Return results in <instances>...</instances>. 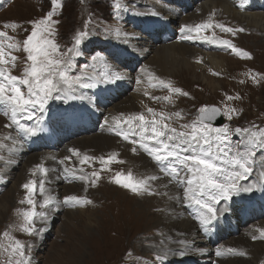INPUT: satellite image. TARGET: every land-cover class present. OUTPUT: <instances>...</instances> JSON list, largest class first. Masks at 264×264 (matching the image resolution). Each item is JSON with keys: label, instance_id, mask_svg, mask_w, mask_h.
Wrapping results in <instances>:
<instances>
[{"label": "rangeland", "instance_id": "rangeland-1", "mask_svg": "<svg viewBox=\"0 0 264 264\" xmlns=\"http://www.w3.org/2000/svg\"><path fill=\"white\" fill-rule=\"evenodd\" d=\"M57 2L60 7L55 8L52 17L53 20L58 21V24L54 25L55 35L53 38L60 45L62 51L67 52V49L73 47L74 37L77 33L85 30L89 32L87 39L78 46L81 54L75 56L73 67L69 71L70 76L80 77L81 81L83 78V83H88L93 82L94 78H100L96 71L100 70L99 72H103V69L99 67L102 65L104 56H108L109 60H112L111 64L115 63L114 61L119 55V49L115 51V46L139 52V50H136L139 47L138 45H128L126 41L120 44L117 39L119 34L123 31H131L135 24L138 25L140 31L145 30L141 24V21L145 19L144 15H147L148 11L154 7L167 6L169 1L57 0ZM117 3L121 5L119 9L115 7ZM131 6L135 7L131 8ZM53 7L51 0H0V31L10 32L11 37H14V40H6L5 43L20 44L18 50L5 49L6 52L12 51L13 55L18 57L15 66H8L13 75L23 76L26 53L22 50V42L31 32L32 25L29 21L44 17L49 11L53 10ZM128 9L134 12V16L132 14L127 15L125 11H128ZM193 10H195V7L188 9L187 16H184L185 18H183L185 12L182 13L177 8L173 11L176 14L175 21H177L174 39L177 40L178 44L184 42L179 33L183 29L182 23H188V25L194 27L196 24L211 19L214 25L213 28L202 31L201 35L207 36L209 38L207 39L208 41L215 43L222 39L232 40L237 47L250 53L251 58L236 55L226 46L218 43L220 47H214L213 50L225 56L229 62L223 72L210 68L211 66L208 68L204 66L205 70L198 68L189 72L178 70L176 72L175 70L173 74H165L156 65H152L150 69L145 67L144 71L148 75L147 79L149 82L148 90L145 91L150 93L151 96L161 97L160 100L153 101L146 96L145 107L132 105L124 108L122 106L121 103L123 101H128L133 96L132 89H135L134 80L131 81L127 90L122 86L116 90L117 86L112 87L109 84V82L113 83V79H115L113 77L114 74L112 75L115 72L114 69L107 77V83H94L97 84L100 98L105 101L110 93H115L113 94V101L109 102L107 107H105L107 121L111 123L107 125L110 130L103 132H95L106 121L100 113L92 119V132L89 131L86 134L74 132L78 128L79 123H87L86 104L89 102L95 104L96 100H98L93 91L94 86L85 88L80 85H72L70 89L65 87V90L59 93V96L61 95L60 98L50 99L51 101L47 102L43 112L40 113V110L38 111L40 108H36L35 113L39 112V116L35 115L30 122H35L37 118V122L40 123L39 127L42 130L38 131L35 136L25 135L14 124L8 127L11 123V116L6 114L5 106L2 105L3 109H0V144L3 145V147H0V201L4 198L6 207L0 219V264H14L15 258L10 260L9 252L11 251L10 244L15 239L20 240L25 245V255L29 257V264H218V262H224L227 259H243V262L246 261L245 263L248 264L252 262L253 264H264V254L260 253L253 257L248 252L250 251L249 247L229 245L226 241L227 238L222 237L219 239L220 232L227 229L225 227H228V234L232 233L229 237L237 238L233 236L242 234V231L249 225V223H241L239 221L238 228L234 229L235 233L229 230L231 216L236 210H240L237 209L238 207L231 209V214L226 219V223L218 224L214 235L205 238L201 232L198 237L203 241L202 248L200 246L197 248L199 251H192V249L195 250L193 247L180 243L178 239H175L177 235L175 230H167L148 221L150 216H158L164 205L167 204V202L164 203L167 199L165 198L166 196L169 194L174 196L172 189H165L163 184L157 179L149 182L151 190L157 194L141 196L114 183L113 178L117 172L127 174L131 171L137 179L153 176L147 171L146 165L143 166L140 160H138L139 162L137 161L140 155L147 158V162L151 163L150 165L155 172L156 170L160 172L159 168L154 165L155 162L146 153L138 149L137 153L133 154L131 151L132 145L115 134L116 126L112 118L119 117L121 113L127 115L146 112L147 107L166 113L180 112L182 118L173 116L170 121L174 127H179L180 124L194 120L198 115V109L203 105H215L221 111H224L225 108H234L238 111L232 114L231 120L222 115L224 119L222 125L229 126L230 139L234 145L242 139L247 140L246 136L241 137L240 134L235 133V128H250L253 131L264 129V32L248 26L245 22L242 23V20L220 10H213L209 12L210 15L208 16L196 14L197 18L190 17L192 13H196ZM189 13L191 14L189 15ZM240 21L241 24L239 23ZM11 22H15L18 25L15 30L11 27H4L5 23ZM216 23H222L232 28L242 27L245 31L237 32L233 36L215 27ZM189 35H195V33H189ZM145 40L149 42V46L152 44L151 47L162 44L160 41L154 42L147 36ZM197 40L205 41L204 39ZM185 46L192 47V41L187 40ZM108 50L115 52L110 54L106 52ZM103 51L105 52L103 53ZM68 55L72 54L68 53ZM129 61L128 59L124 65L129 66ZM195 61H198V59H195ZM143 62V60H138L137 66L131 70V73L136 75L138 69L144 66ZM113 66L120 67L117 64ZM191 73L196 75V79L192 78ZM214 73H220V75H215ZM201 74L218 80L216 90L213 91L204 84V81H201ZM252 77H255V80ZM157 78L171 82L188 95L171 94L170 101L163 100L162 98L170 95V93L166 87L159 85ZM104 86H107V88ZM76 90L83 93V98L75 100L71 97L70 92ZM125 94L126 96H124ZM228 97H239V99L230 100ZM98 104H95V108ZM100 110L101 108L97 111L99 112ZM103 111L101 110V112ZM103 128L107 129V127ZM111 129L113 130L111 131ZM69 135H72V137L70 138ZM92 135L116 138V142H119L118 146L110 149L108 146L105 147V145L93 141L89 142L90 145H85L88 141L83 140V142L82 138ZM81 141L86 146V148L84 147L85 149L77 147V145H81ZM52 145H55L56 149L51 150L50 146ZM244 146V144H241V148ZM247 146L252 148L255 153V170L253 171L254 174L252 173L254 179L260 175L258 173L264 168V149L251 145ZM69 149H77L81 155L77 157L69 152ZM112 153H117L118 161L122 162H114L107 169L101 165L98 159L95 162L89 161L84 165L79 164V160L84 155L98 158L100 156L107 157ZM52 156L56 157V159L53 160ZM65 156H71L72 159L68 164L60 165L59 160ZM133 156L136 159L135 161L132 158ZM24 159L27 162L34 160V163L28 162V166L24 170L20 167V164H18V167L13 165L14 161ZM140 159L146 160L141 157ZM136 161L140 165L135 164ZM38 164H43L50 169V183L46 185V188L48 190H50L49 188H57L58 193L55 196L58 199V203L50 208L41 209L39 205L42 202V196L37 191V194L33 197L37 202V211H46L48 219L44 222L39 218H35V227L37 229L44 228L45 230L39 235H30L23 232L20 225L23 223V210L31 206L26 203L21 204L20 201L25 200L26 197V190L22 188V184L29 179L39 180L41 178V174L36 170V165ZM65 167H72L77 170V176L81 174L90 175L92 171H100L101 176L95 186H91L88 182L80 181L71 174L64 173L63 168ZM252 174L245 180L240 181L242 187L252 186ZM13 181L16 188L14 192H11L9 190ZM173 186L178 190L175 196L179 197L178 195H180L182 198L183 189L180 188L182 186H178L175 182H173ZM165 194L167 195L165 196ZM67 195L85 197L91 200L92 203L70 207L63 204V198ZM234 197L235 195L228 201H232ZM174 200H176L177 205L181 204L182 211H186L183 213L189 216L187 219H194L193 222L200 233V220L197 221L194 217L199 210L198 206L193 205L186 208V204L182 203V199ZM145 206L146 208L144 209ZM87 210L92 214L94 213L93 221L86 219ZM70 211L71 213H69ZM248 213L253 212L249 211ZM259 218L257 216L256 223L258 227L251 230L250 234H242L248 239L249 243H255V241L264 242V239L260 238L261 232L259 231L264 228V219ZM209 225L211 223L206 228ZM6 231L9 234L8 236L4 235ZM194 233L196 235V232ZM249 235L251 238H249ZM253 236H256L257 239L253 240ZM209 242L213 244V247L209 245ZM230 248L235 249L237 253L243 252L245 255L230 253L227 251ZM218 249L223 253L220 256L216 255ZM181 253L183 254L181 255ZM169 257H174L175 259L169 261L167 260Z\"/></svg>", "mask_w": 264, "mask_h": 264}, {"label": "snow or ice", "instance_id": "snow-or-ice-1", "mask_svg": "<svg viewBox=\"0 0 264 264\" xmlns=\"http://www.w3.org/2000/svg\"><path fill=\"white\" fill-rule=\"evenodd\" d=\"M51 3L54 6L52 11L38 20L29 21L32 25L31 32L22 42V50L26 53L22 77L13 75L8 67L9 65L15 66L18 57L13 55L12 51H5L6 48L18 50L20 44L5 43L6 40H14V37L9 36L6 31H0V104L5 106L6 114L11 116V123L8 127L14 124L20 132L28 136H35L42 129L38 124L36 126L22 124L20 123L21 119L32 120L36 115L35 109L40 108L43 112L47 102L50 99L60 98L58 94L64 91L65 87L70 89L72 85H80L85 88L92 86L88 83H81L80 77L69 75L75 56L81 54L78 46L87 39L89 32L85 30L77 33L74 37L73 47L67 49V52L62 51L60 45L53 38L55 35L54 25L58 24V21L52 18L55 8L60 5L57 0H51ZM240 6L243 7V4L241 3ZM115 7L119 9L121 5L117 3ZM213 26L211 19L196 24L194 27L185 26L188 33H195V35H188L184 38L207 40L209 38L201 33ZM4 27H11L15 30L18 25L11 22L5 23ZM215 27L233 36L237 32L245 31L242 27L232 28L222 23H216ZM217 42L226 46L236 55L251 58L250 53L237 47L232 40L222 39ZM68 53L72 55L69 56ZM214 74L220 75V73ZM114 75L115 79L123 78L119 72ZM252 78L255 80V77ZM157 79L159 85L166 87L170 93V95L164 96L163 100L170 101L171 94L188 95L171 82ZM139 82L138 80L137 83ZM144 95L153 101L161 99L158 96H151L147 91L144 92ZM228 99H239V97H228ZM237 111L234 108H225L224 111H221L218 107L203 105L198 109V115L194 120L180 124L179 127H174L170 121L173 116L182 118L180 112L166 113L152 107H147L146 112L127 115L121 113L119 117L112 119L116 125L115 134L132 145L133 154H136L138 149L142 150L157 164L159 171L169 178V184L175 182L178 186H182V198L174 197V199H182V202L187 206H198L200 223L202 226H207L217 218L216 204L221 200H230L240 192L251 191L255 186L242 187L240 181L245 180L255 170V153L247 145L264 149V129L253 131L250 128H235V133L240 134L241 137L246 136L247 140L242 139L234 145L230 139L231 132L228 125L214 127L211 123L218 115L226 116L231 120L232 114ZM105 123L107 124L108 121L106 120ZM241 144L245 146L241 148ZM0 147L3 145L0 144ZM69 152L77 157L81 155L77 149H69ZM52 159L56 158L52 157ZM71 159V156H65L59 160V164L64 165ZM97 159L105 169L114 162H122L118 161L117 153H112L107 157L100 156L98 158L84 155L79 160V164L95 162ZM36 170L41 174V178L39 180L29 179L22 184V188L26 190V197L25 200L20 201L21 204L26 203L31 206L23 210V223L20 225L21 230L30 235H39L45 230L35 227V218L44 222L48 219L46 211H37V202L33 198L37 191L42 196V202L39 205L41 209L50 208L58 203L56 196L46 188V185L50 183V169L43 164H38ZM63 171L80 181L88 182L91 186H95L101 176L100 171H92L90 175L77 176V170L72 167H65ZM261 175L264 176V172ZM113 179L115 184L142 196L157 194L151 190L149 182L160 179V177L153 175L137 179L129 171L127 174L117 172ZM91 203V200L77 195H67L63 198V204L70 207ZM259 231L261 232L260 238L264 239V229ZM4 235L8 236L9 234L6 231ZM252 239L255 240L257 237L253 236ZM181 243L186 242L182 241ZM10 248L9 257L10 260L15 258L14 264H29V257L25 255V245L20 240L15 239L10 244ZM5 250L7 251V249ZM227 251L245 255V253H237L235 249L231 248ZM222 254L218 249L216 255Z\"/></svg>", "mask_w": 264, "mask_h": 264}, {"label": "bare ground", "instance_id": "bare-ground-1", "mask_svg": "<svg viewBox=\"0 0 264 264\" xmlns=\"http://www.w3.org/2000/svg\"><path fill=\"white\" fill-rule=\"evenodd\" d=\"M168 1H169L168 5L167 6L164 5L165 7L164 6L158 7L157 6V7L152 8L151 10H149L148 11L149 13L147 15H144L145 19L141 21L142 26L143 27L144 26L151 27V26H157V25L161 26L166 21L167 22L169 20L175 21L176 20V14L173 13V11L176 8L178 11H181L182 13L185 12V14L183 15V18H185L184 16H187L186 14H187L188 9H192L193 7H195V10H193V11H195L196 13H192V14L189 13V15L191 14L190 17L197 18L196 14L208 16V15H210L209 12H211L213 10H220L221 12H225V13L231 15L232 17H236V18L242 20L243 21L242 23L245 22L248 26H251L253 28L258 29L259 31L264 32V0H179L178 2L181 3V5L178 4V2L175 4L176 0H173V1L168 0ZM241 3L243 4V7L240 6ZM177 6H179V8ZM187 21H188V19H187ZM132 22H134V21H132ZM239 23L241 24V21ZM185 26L191 27V25H188V23H182L183 29L180 30L179 33L181 34L180 37L184 40V42H181L180 44H178L177 40L174 38H172L166 42H162L161 40H159L160 42H162V44L161 45L159 44L156 47H151L152 44L149 46V44H148L149 42H146V40H145L146 31H144V30L140 31L137 24H135V27L131 31H129V32L123 31L122 33H120L119 37L117 36L118 42L121 44L122 42L126 41V44H128V45H132V46L138 45L139 47L136 48V50H139V52H136L133 49L132 50H126V49H123L122 47L118 46L117 48L119 49V55L115 59V61L113 59V61L115 62L114 64H111L112 60H109L108 56H104L102 58V65L99 68L103 69V72H99L100 70L96 71V74L98 76H100V78L99 79L94 78L93 82H88V84H91L92 86H94L93 91H94V94L97 96L98 100L99 99L103 100V99L100 98L97 84H94V83L95 82L107 83V80H108L107 77H109V74L114 69H115L114 70L115 72L112 73V75L115 74L116 72H119L120 76L123 77L122 79H119V80L113 79V83L109 82V84H111L112 87L117 86V88H115L116 90H118L120 88V86H122L125 90H127L131 84V81L134 80L133 85H134L135 89L134 90L132 89L133 96H131V98L128 101H123L121 103L124 108L130 107L132 105H135V106L137 105V106H142V107L146 106L147 100L145 99L146 96L143 94V90H144V92H145V90H148L149 82L147 79L148 75L144 71L145 67L150 69L152 65H156L159 68V70L165 74H173L175 72V70H176V72H177V70L178 71H186V72H189L191 70L195 71V69H197V68L201 69V70H205L204 66L207 68L209 66H211L210 68H214L217 71L223 72L226 69L225 66L228 65L227 63H229V62L225 56L218 54L219 52L213 50L214 47L219 48L220 47L219 44L215 43L213 41H208V40L200 41L197 39H185L184 37L189 35ZM175 30L176 29H174V31ZM140 32H142V34H140ZM187 40L192 41V43H193L192 47L185 46ZM195 42H197L198 44L194 45ZM128 59L130 60L129 66L124 65ZM195 59H198V61H195ZM123 60H124V62H123ZM135 60H136V62H135ZM138 60L139 61L143 60L144 66L139 68L138 73H136V75H135V74L131 73L130 67L133 64H137ZM195 62H197V63H195ZM115 64L120 65V67L113 66ZM191 76L193 79H196V75L194 73H191ZM113 77H115V75ZM200 79H202L201 81H204V84L207 87L211 88L213 91L216 90V88L218 87V82H217L218 80H216L214 78H211L205 74H201ZM138 80L140 81L139 83H137ZM117 81H119V83H117ZM107 86H104V87L107 88ZM84 90H83V92H84ZM70 94H71V97L75 100H79V99L83 98V93H81L78 90H76L74 92H70ZM126 94L124 96H126ZM120 96H121V94H120ZM123 97H121V98H123ZM121 98H119V99H121ZM119 99H117V100H119ZM103 101H105V100H103ZM111 101H113V99L107 98V100L105 102L109 103ZM85 108H86V112L89 110H92L93 113L97 111V110H94V104L92 102H89L88 104H86ZM105 112H106V109H104L103 113L106 114ZM83 140L88 141L87 144L85 143V145H90L89 142L93 141L95 143H101V144L105 145V147L108 146L110 149L118 146V143H119V142L118 143L116 142V138L114 139V138H109V137H102L101 135H97V136L92 135L90 137L82 138V141ZM83 142L81 143L80 146L77 145V147L78 148H84V147L86 148V146H84ZM50 149L54 150V149H56V146L52 145V146H50ZM61 157H63V156H61ZM140 157L143 159H146V160H142V159H140ZM132 158H134V156ZM138 158L139 159H137V161L140 160L141 165H143V166L146 165L147 171L150 174L155 175V176H159L160 179H158V181H160L163 184V187L165 189H167V190L172 189L173 190L172 193L174 195V196H172L169 194L168 196H166L167 194H165V196H166L165 198H167V199H166V201H164V203L167 202V204L164 205L163 209L158 214V216L152 215V216H150V219L148 221L153 222V223H155V225L160 226L162 228H166L167 230L168 229L175 230L177 232L175 239H178L180 241V243L182 241L186 242L185 244L187 246H191L195 249V250H193L191 248L192 251H199L197 248L203 244V241L200 240L198 237L200 235V233L197 229V226L193 222L194 219H187V217H189V216L184 215V213H183L186 211H184V210L182 211L181 204L177 205L176 200L173 199V197H177L175 195L177 194L178 190H176L174 188L173 183L169 184V178L168 177H165L161 172H158L156 169H155L156 172L154 171L153 167H151V165H150L151 163L149 164V162H147V158L145 156L143 157L140 155ZM24 160H16L13 162V165L15 167H18V164H20V167L24 170V168H26L28 166V162L34 163V160H31L28 162L26 161V159H24ZM133 160L135 161L136 159L134 158ZM137 161L135 162V164L140 165L138 163L139 161L138 162ZM68 163H69V161L65 162V164H68ZM148 167H149V169H148ZM21 168H20V170H21ZM27 169H29V168H27ZM262 172H264V168L260 170V173H258L260 175H258L254 179L262 178V180H264V176L261 175ZM249 184H251V183H249ZM15 188H16L15 182L13 181V183L10 185L9 191L14 192ZM180 188H182V187H180ZM49 189L53 195L58 193L57 188H49ZM65 191H67V189H65ZM6 193H8V192H6ZM178 196L180 197V195H178ZM257 196H259V195H257ZM9 198H10V196H9ZM5 203H6V200L4 198L1 199V201H0V219H1L3 212L5 211V207H6ZM177 203H179V202H177ZM138 205H140V203H138ZM141 207H143V206H141ZM145 208H146V206L144 207V209ZM186 208H187V205H186ZM237 209H239V208H237ZM249 211H252V210L248 209L247 213L239 212L238 210H236V212H234L233 215L231 216V219H230L231 225L229 227L230 228H238V222L239 221L241 223H249V225L246 226V229L244 231H242V234L243 233L244 234H246V233L250 234L249 232H251V230L258 227L256 221H257V216H259V215L254 211H252L253 213H248ZM69 213H71V211ZM93 214L90 211L86 212V214H85L86 219L93 221V217H94ZM199 215H200V210H198L194 215V217L197 219V221L199 220V218H198ZM237 219H238V221H236ZM263 227H264V225H263ZM180 232H183V233H180ZM194 232H196V235ZM228 232H229L228 229L222 230L219 234V239L224 237V238H227L226 241L229 245H235V246L243 245V246L249 247L250 251H248V252L253 257H256L260 253L264 254V242H256L255 241V243H252V242L249 243L248 239L246 237H244V235L243 236H242V234H240L239 236H233L232 235L233 237H237V238H232V237H229V235H231L232 233L228 234ZM87 233H88V231H87ZM246 236H248V235H246ZM249 238H251V236ZM249 241H251V240H249ZM204 242H206V240H204ZM209 245L213 247V244L211 242H209ZM177 247H179V246H177ZM169 248H172V247H169ZM169 248H167V249H169ZM201 248H202V246H201ZM189 257L191 259V255ZM171 259H175V258L169 257L167 260L172 261ZM245 262H243V259L242 260L241 259H227L224 262H218V264H248ZM251 264H253V262Z\"/></svg>", "mask_w": 264, "mask_h": 264}, {"label": "water", "instance_id": "water-1", "mask_svg": "<svg viewBox=\"0 0 264 264\" xmlns=\"http://www.w3.org/2000/svg\"><path fill=\"white\" fill-rule=\"evenodd\" d=\"M209 106H215V105H209ZM217 107V106H215ZM213 126H221L224 123V119L222 115H218L213 121H211Z\"/></svg>", "mask_w": 264, "mask_h": 264}]
</instances>
